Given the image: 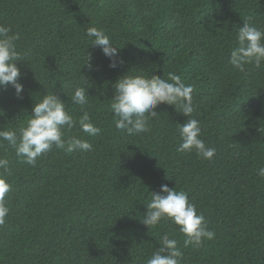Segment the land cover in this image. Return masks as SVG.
Returning <instances> with one entry per match:
<instances>
[{
	"label": "trees",
	"instance_id": "obj_1",
	"mask_svg": "<svg viewBox=\"0 0 264 264\" xmlns=\"http://www.w3.org/2000/svg\"><path fill=\"white\" fill-rule=\"evenodd\" d=\"M244 22L264 28V0H0V24L18 33L22 98L0 88V131L27 125L33 103L54 92L68 101L88 88L87 111L100 129L90 152L53 149L27 165L6 141V197L0 226V264H146L169 233L183 251L181 264H264V62L241 73L229 63ZM103 28L125 63L109 60L86 36ZM90 55L89 68L86 63ZM181 76L193 86V117L216 153L210 160L177 151L174 106L154 109L151 131L129 136L115 128L110 110L115 81L125 73ZM84 77L87 82L84 81ZM66 95H65V94ZM67 109L81 115L71 102ZM162 184L186 191L215 232L195 248L170 221L149 229V192Z\"/></svg>",
	"mask_w": 264,
	"mask_h": 264
},
{
	"label": "clouds",
	"instance_id": "obj_2",
	"mask_svg": "<svg viewBox=\"0 0 264 264\" xmlns=\"http://www.w3.org/2000/svg\"><path fill=\"white\" fill-rule=\"evenodd\" d=\"M86 36L91 46H98L109 60V67L116 68L125 61L120 56L118 47L114 45L111 36L103 29L89 27ZM19 34H12L10 26L0 24V88L14 89L17 99L22 98L24 85L21 68L18 61H25L23 52L18 50ZM236 45L230 49L229 63L239 72H245V66L254 64L260 67L264 62V28L244 22L236 34ZM91 57L88 55L86 65L91 68ZM87 82L88 80L85 79ZM114 93L110 99V110L115 120V128L129 136L151 131V118L158 114L154 110L161 104L174 106L188 119L178 123V133L181 140L177 151L195 152L199 158L210 160L216 153L215 147H209L201 138L200 122L193 117L196 106L193 102V86L186 84L180 75L169 73L167 78L132 74L130 71L120 76L113 84ZM88 88L77 85L68 101H63L50 92L33 103L31 118L25 127L15 130L0 131V142L6 141L15 149V154L23 163L35 166L37 159L50 152L53 147L72 153L75 151L90 152L92 143L83 138H65L66 130H71L77 124L88 137L99 134L100 129L92 121L86 110L89 105ZM71 102L78 105L81 115L75 119L67 109ZM9 161L0 158V226L6 222L10 211L6 197L12 186L6 178ZM257 175L264 178V167H260ZM150 199L146 205L147 211L139 217L140 222L149 229L160 225L161 221H170L178 226V231L184 234L183 247L189 245L199 248L205 240H212L215 232L209 230L208 221L202 212L197 211L186 191L177 190L162 184L159 191L149 192ZM159 247L146 260V264H181L183 251L178 246V240L165 233L158 241Z\"/></svg>",
	"mask_w": 264,
	"mask_h": 264
}]
</instances>
